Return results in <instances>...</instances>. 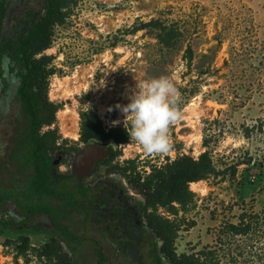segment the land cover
I'll list each match as a JSON object with an SVG mask.
<instances>
[{"label":"rangeland","instance_id":"rangeland-1","mask_svg":"<svg viewBox=\"0 0 264 264\" xmlns=\"http://www.w3.org/2000/svg\"><path fill=\"white\" fill-rule=\"evenodd\" d=\"M4 1L8 11L0 46L18 40L22 22L43 17V0ZM70 1L65 22L55 27L53 44L41 55L53 58L55 71L49 100L59 111L56 123L43 132L55 131L59 138L57 176H73L76 157L87 147L81 140L83 114L98 115L106 130L129 134L125 144H103L119 155L81 181L84 189H95L89 223L85 212L48 202L63 209L59 222L81 238L72 241L76 251L61 241L72 263L153 264L137 236L141 222L133 226L131 218L145 199L122 170L136 167L134 176L144 182L179 158L199 160L207 153L217 173L195 182L201 183L199 190L191 183L194 197L186 210L177 204V215L159 210L180 225L178 255L209 257L213 264H264V0ZM12 66L5 60L0 76V99L10 111L8 117L0 113V188L17 190L34 171L12 158L20 115L18 70L12 72ZM162 76L179 92L181 118L169 127L171 150L149 155L131 139L130 119L125 121L117 105L130 103L141 82ZM74 147L80 152L70 150ZM113 166L120 171L109 172ZM8 206L3 220L13 213ZM54 236L61 238L58 226L45 216L3 231L0 264H46L38 250ZM21 237L31 244L23 255Z\"/></svg>","mask_w":264,"mask_h":264},{"label":"trees","instance_id":"trees-1","mask_svg":"<svg viewBox=\"0 0 264 264\" xmlns=\"http://www.w3.org/2000/svg\"><path fill=\"white\" fill-rule=\"evenodd\" d=\"M43 2V17L37 21L22 22L24 29L18 40H3L0 46V76L4 77V63L5 60H9L13 63L11 71L17 69L19 78L16 97L23 122L17 124L14 139L16 147L13 149L12 158L17 160L23 169L32 168L34 171L19 189L0 188V215L4 212V205L10 201L30 214V218L33 215L48 216L58 226L61 240H58L57 236L52 237L51 243L38 250L39 257L45 258L46 264H73L70 255L60 244L65 242L72 251H76L72 247V241H81V238L59 222L61 211L47 205L45 199L61 201L79 211L80 215L85 212L84 220L87 224L93 214L89 202L92 201L91 195L95 189H84L82 182L74 175L57 176L55 155L61 148L58 145V135L55 131L42 132L45 126L56 123L59 106L49 100V78L55 74L54 69L50 68L53 58L41 55L51 48L54 29L65 22L67 17L65 10L70 7L72 1L43 0ZM7 11L5 1L0 0V39ZM189 52L192 54L191 49ZM128 136L125 129L106 130L99 116L92 112L82 115L81 140L87 146L110 144L111 141L121 145L128 142ZM109 147L110 157L100 165L110 166L119 155L112 146ZM70 150L80 152V148L77 147ZM131 164L134 165V162ZM116 170L120 171L118 167L113 166L109 172ZM135 171L136 167L122 170L133 189L145 199L144 204L138 205V216L134 217L131 214V218L133 226L136 225V220L141 222L137 236L142 239L141 248L144 251L147 249L149 260L153 264H166L165 261L169 264H213L208 261L209 257L202 260L198 256L178 255L176 240L180 225L159 213L162 208L172 215H177L176 204L186 210L194 197L190 190L191 183L207 179L209 175L217 173L209 155L205 153L199 160L190 156L179 158L166 168L156 169L144 182H141L140 177L134 176ZM20 224L13 219L0 218V234L3 231L17 230ZM234 229L237 233L243 232L240 227ZM21 240L23 245L20 247V254L23 255L31 250V244L29 238L21 237ZM97 254L103 262L104 247L97 249Z\"/></svg>","mask_w":264,"mask_h":264},{"label":"clouds","instance_id":"clouds-1","mask_svg":"<svg viewBox=\"0 0 264 264\" xmlns=\"http://www.w3.org/2000/svg\"><path fill=\"white\" fill-rule=\"evenodd\" d=\"M136 87L130 103L117 105L125 121L130 119V137L146 154H166L172 148L169 127L181 118L176 106L179 92L166 76L143 81Z\"/></svg>","mask_w":264,"mask_h":264},{"label":"water","instance_id":"water-1","mask_svg":"<svg viewBox=\"0 0 264 264\" xmlns=\"http://www.w3.org/2000/svg\"><path fill=\"white\" fill-rule=\"evenodd\" d=\"M110 151L103 144H94L87 146L77 155L74 171L79 181L90 176L96 165L109 159ZM56 165L58 162L55 163Z\"/></svg>","mask_w":264,"mask_h":264},{"label":"flooded vegetation","instance_id":"flooded-vegetation-1","mask_svg":"<svg viewBox=\"0 0 264 264\" xmlns=\"http://www.w3.org/2000/svg\"><path fill=\"white\" fill-rule=\"evenodd\" d=\"M6 102L7 101H4L3 99H0V113L2 114V115H6V117H8L9 116V114H10V111H8V110H6ZM19 113V112H18ZM18 117V122L20 123H22L23 121H22V117H21V115H19V116H17ZM16 126V128H17V125H15ZM42 132H43V129H42ZM44 133V132H43ZM104 147H106L107 149H109V151H110V148L107 146V145H104ZM110 154H111V152H110ZM61 158V157H60ZM77 158V157H76ZM61 160V159H60ZM56 163V162H55ZM102 163V162H101ZM96 167H97V165H96ZM96 167H95V170H96ZM74 176H75V178L78 180V178H77V176H76V174H75V171H74ZM79 181V180H78ZM50 200H55V199H52V198H48V199H45V203L47 204V205H50V206H52L51 204H49L48 202L50 201ZM56 202H61V201H57V200H55ZM92 202L93 201H90L89 202V204H90V207L92 208ZM63 203V202H62ZM6 204H8L9 206L8 207H11L10 208V210H12L13 211V213H9L8 211H6V215H8V213H9V216H10V219H13L15 222H19V223H29V222H31V221H33L35 218H42V217H44V216H32V218H30V214H27V212L26 211H24L23 209H20V208H18V206L15 204V203H12V202H7ZM120 205L121 206H124V204H121L120 203ZM52 207H54V206H52ZM55 208V207H54ZM119 208V207H118ZM61 212L63 211V209H59ZM63 213V215H64V212H62ZM136 213V215H137V211L135 212ZM66 216V215H65ZM45 217H47L49 220H50V218L48 217V216H45ZM134 217H135V215H134ZM9 220V219H8ZM51 221V220H50ZM85 221V220H84ZM52 222V221H51ZM53 223V222H52ZM140 223V222H139ZM54 224V223H53Z\"/></svg>","mask_w":264,"mask_h":264},{"label":"bare ground","instance_id":"bare-ground-1","mask_svg":"<svg viewBox=\"0 0 264 264\" xmlns=\"http://www.w3.org/2000/svg\"><path fill=\"white\" fill-rule=\"evenodd\" d=\"M78 137H79L78 135L73 136V138H75V139H78ZM200 184H201V183H194L193 186H195V188H196L197 190H199V189H200Z\"/></svg>","mask_w":264,"mask_h":264}]
</instances>
